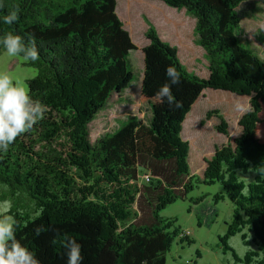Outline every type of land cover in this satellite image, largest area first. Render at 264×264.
Returning a JSON list of instances; mask_svg holds the SVG:
<instances>
[{"label": "trees", "instance_id": "trees-1", "mask_svg": "<svg viewBox=\"0 0 264 264\" xmlns=\"http://www.w3.org/2000/svg\"><path fill=\"white\" fill-rule=\"evenodd\" d=\"M150 1L195 19V43L204 52L208 77L188 72L177 50L147 30L140 99L149 120L129 117L91 142L88 123L133 81L129 54L136 48L115 13L116 0H3L0 37L12 32L27 41L35 35L40 58L23 63L37 71L27 88L48 108L44 119L0 151V200L13 202L16 237L40 264H66L65 235L82 244L81 264H166L181 232L161 211L185 200L196 184L218 183L233 207L220 237L223 247L237 234L249 247L242 233L247 228L256 250L236 259L264 264V62L238 36L239 9L258 0ZM14 7L17 21L4 24ZM258 40L264 45L261 34ZM4 51L0 45V55ZM168 65L180 73L172 93L181 108L170 109L156 95ZM206 89L251 99L233 147L215 151L199 178L190 174L179 130ZM248 171L253 181L244 184L238 174ZM224 195L215 194L213 201ZM40 224L54 230L37 236Z\"/></svg>", "mask_w": 264, "mask_h": 264}, {"label": "rangeland", "instance_id": "rangeland-1", "mask_svg": "<svg viewBox=\"0 0 264 264\" xmlns=\"http://www.w3.org/2000/svg\"><path fill=\"white\" fill-rule=\"evenodd\" d=\"M239 12V39L264 62V45L258 40L259 34L264 38V0L247 2ZM115 13L124 29L130 32L136 48L129 54L133 81L122 92L121 99L109 103L88 123L91 142L112 134L129 117H136L142 123L148 122L149 109L140 99L143 72L141 50L147 30L151 29L161 42L177 49L178 57L184 61L179 59L180 64L187 67L189 72L201 79L208 77L204 52L195 43V20L192 16L169 8L160 1L149 0H116ZM150 13L154 16H149ZM156 17H167L172 25ZM171 26L175 33L171 32ZM24 62L20 57L9 56L6 51L0 55V72L7 73L27 88V81L35 77L37 71L24 66ZM250 99L251 96H239L222 90L206 89L202 92L184 117L179 130V138L187 147L191 176L202 178L206 163L215 151L228 144L233 147L234 139L240 135L239 123L250 110ZM236 103H240L244 110H236ZM238 175L244 184L253 181L252 171ZM218 193L224 195L218 183L211 186L196 184L185 200H177L161 211V217L173 219L175 227L181 232L165 254L166 264H245L237 259H243L249 250H256L253 235L247 228L242 233L249 247L243 243L240 234L229 237L223 247L220 237L227 231L233 207L225 195L223 200L214 202L213 196ZM199 197L203 200L194 204ZM185 237L186 240L183 239Z\"/></svg>", "mask_w": 264, "mask_h": 264}, {"label": "clouds", "instance_id": "clouds-1", "mask_svg": "<svg viewBox=\"0 0 264 264\" xmlns=\"http://www.w3.org/2000/svg\"><path fill=\"white\" fill-rule=\"evenodd\" d=\"M0 0V8H3ZM19 8L14 7L3 17L4 24L12 25L18 19ZM0 45L12 57H21L24 61L39 60V49L34 34L25 38L12 32L0 37ZM166 82L156 92L160 99L169 105L170 109L182 107V102L175 99L172 87L181 82L180 73L173 65L165 69ZM238 111L244 108L240 103L235 104ZM48 111L47 105L39 99H33L29 90L20 82L14 81L7 73L0 72V151L7 152L22 134L30 131L39 121L44 119ZM11 199L0 200V264H40L36 255L24 246L16 237L17 221L12 214ZM44 225H36L34 232L37 236L45 231H52ZM63 248L67 257L66 264H81L82 244L75 238L65 235Z\"/></svg>", "mask_w": 264, "mask_h": 264}, {"label": "crops", "instance_id": "crops-1", "mask_svg": "<svg viewBox=\"0 0 264 264\" xmlns=\"http://www.w3.org/2000/svg\"><path fill=\"white\" fill-rule=\"evenodd\" d=\"M150 1V0H149ZM170 8V7H169ZM180 11V10H179ZM181 11H183L184 13H185V11L184 10H181ZM165 12H167L168 13V11H165ZM151 15H149V16H154L152 13H150ZM186 14V13H185ZM187 15V14H186ZM156 19H159V18H157L156 17ZM159 20H162L163 22H165V23H168L169 25H172L171 24V22L169 21V18H167V17H165L164 19H159ZM158 20V21H159ZM195 20V19H194ZM124 28V27H123ZM126 31V30H125ZM172 31H174V33H175V29H174V27L173 26H171V32ZM127 33L130 35V38H131V40H132V37H131V34H130V32H128L127 31ZM173 36H171V38H172ZM147 45V41H146V39H145V36H144V39H143V46H142V48L143 47H145ZM177 50V49H176ZM179 55V53H177V56ZM182 62H184L180 57H178ZM207 66V65H206ZM186 70L189 72V69L186 67Z\"/></svg>", "mask_w": 264, "mask_h": 264}, {"label": "built area", "instance_id": "built-area-1", "mask_svg": "<svg viewBox=\"0 0 264 264\" xmlns=\"http://www.w3.org/2000/svg\"><path fill=\"white\" fill-rule=\"evenodd\" d=\"M145 180H146V181H148V179H147V178H145ZM186 235H189V232H186Z\"/></svg>", "mask_w": 264, "mask_h": 264}]
</instances>
